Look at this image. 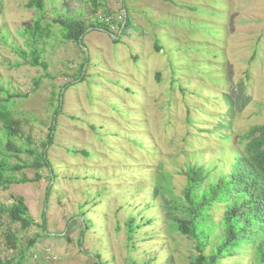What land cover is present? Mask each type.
<instances>
[{
  "label": "rangeland",
  "instance_id": "374dc122",
  "mask_svg": "<svg viewBox=\"0 0 264 264\" xmlns=\"http://www.w3.org/2000/svg\"><path fill=\"white\" fill-rule=\"evenodd\" d=\"M28 1L0 0V84L27 95L14 100L13 114L29 140L22 143L36 153L47 141L56 95L68 85L46 146L51 177L42 168L39 182L0 189V205L22 197L35 223L45 217L56 236L40 237L27 251L39 229L22 231L0 213V261L24 253L23 264H94L95 255L102 264H190L193 242L176 230L178 211L168 208L183 202L186 165L218 179L239 151L236 140L264 124V0H104L107 13L94 15L89 0H46L44 23L55 7L85 22L108 19L110 33L86 29L81 82L84 51L54 25L42 42L51 78L26 63L14 67L20 60L10 47L24 49L18 32L35 18ZM123 11L130 25L118 35ZM21 174L32 178L34 170ZM223 209L210 211L216 227L205 253L222 235ZM130 217L138 227L127 242ZM245 249L220 264H257Z\"/></svg>",
  "mask_w": 264,
  "mask_h": 264
},
{
  "label": "trees",
  "instance_id": "16d2710c",
  "mask_svg": "<svg viewBox=\"0 0 264 264\" xmlns=\"http://www.w3.org/2000/svg\"><path fill=\"white\" fill-rule=\"evenodd\" d=\"M89 6L92 15L96 14L98 9H104V13L108 11L105 8L104 0H89ZM25 8L32 9L35 18L18 32L24 41V49L10 47L11 52L20 60L14 64V67L19 68L26 63L31 67L39 68L45 78H51V76L47 72L48 65L43 60L42 42L48 40L52 35L51 26L54 25L60 29L64 41H70L77 45L80 35H83V40L88 27H91L92 30L99 28L101 31L110 33V24L106 20L85 22L83 18L76 17L77 12L75 16L67 12L66 15H59L56 7L52 10L53 16L50 19V24L44 23L46 0H29ZM81 12L83 13V11ZM123 21H125L124 28L126 29L130 25L127 14L121 22H118L119 29ZM3 39L5 40L6 36ZM3 44L6 45V41ZM154 45L157 50V45ZM85 61L84 56L79 67V77L82 78L80 82L83 81L85 75V72L82 74ZM34 84V90H36L38 81L35 80ZM67 85L61 87L56 95L58 105L53 111L52 125L47 135V141L42 144V151L36 153L34 148L22 143V140H25V144H29V140L24 139L21 123L14 118L13 114L14 100L26 98L27 95L11 93L0 84V189H6L12 184L37 183L41 180L39 171L42 168H46L51 177V166L46 155V146L51 143V134L56 125V118L61 114V90ZM235 144L239 151L233 154V163L229 172L216 180L209 179L210 172L204 167L186 165V169L182 173L185 177V185L181 192L183 202L175 203L173 201L168 208L170 212L178 211V214L173 217L176 230L193 242L195 256L190 260V264H220L223 259L228 258L232 252L243 246L251 250L257 264H264V124L250 127L236 140ZM21 154H26L31 158V161L21 160L19 156ZM11 159H14L15 162L11 163ZM25 169L34 170V176L28 178L21 174L20 178H16L15 174ZM207 179L209 182L205 186ZM11 201L12 203L8 207L0 205V213H6L9 220L18 224L22 231L31 227L40 231L27 240L26 250L28 251L35 246L40 237L47 236L46 218L43 217L40 224L35 223L22 197L12 196ZM217 205L224 206L220 219L222 235L212 251L205 253L211 242L212 230L216 227L211 222L210 211ZM135 222L133 217L125 222L127 242L133 239L135 229L138 227ZM11 238H14L13 234H8L7 239ZM95 257L94 264H98V262L102 264L99 256L95 255ZM24 259V253H20L18 260L0 261V264H23Z\"/></svg>",
  "mask_w": 264,
  "mask_h": 264
},
{
  "label": "water",
  "instance_id": "95a60500",
  "mask_svg": "<svg viewBox=\"0 0 264 264\" xmlns=\"http://www.w3.org/2000/svg\"><path fill=\"white\" fill-rule=\"evenodd\" d=\"M123 17L125 18L126 17V13H125V11H123ZM124 26H125V21H123L122 22V24H121V26H120V30L118 31V35H120V33H121V31H122V29L124 28ZM103 31V30H102ZM103 32H105V31H103ZM113 36V35H110L111 37H112V39L113 38H115V39H118V37L119 36ZM82 36L83 35H80V37H79V39H78V47L82 50V51H84V55H85V59L87 60L88 59V56H87V54H86V52H85V47H84V45H83V40H82ZM84 69H85V65H83V68H82V74H84ZM62 92H63V89L61 90V93H60V102L62 101ZM46 234L48 235V236H52L53 234H50V233H47L46 232ZM60 235H62V234H60ZM93 257V256H92ZM97 261V260H96ZM98 264H99V262H98Z\"/></svg>",
  "mask_w": 264,
  "mask_h": 264
},
{
  "label": "built area",
  "instance_id": "2783aa9c",
  "mask_svg": "<svg viewBox=\"0 0 264 264\" xmlns=\"http://www.w3.org/2000/svg\"><path fill=\"white\" fill-rule=\"evenodd\" d=\"M107 21H108V19H107ZM54 259V258H51L48 254L45 256V259Z\"/></svg>",
  "mask_w": 264,
  "mask_h": 264
},
{
  "label": "crops",
  "instance_id": "0c3cea01",
  "mask_svg": "<svg viewBox=\"0 0 264 264\" xmlns=\"http://www.w3.org/2000/svg\"><path fill=\"white\" fill-rule=\"evenodd\" d=\"M51 234H52V233H51ZM47 236H48V235H47ZM55 236H56V235H54V234H53V235H52V236H50V237H55Z\"/></svg>",
  "mask_w": 264,
  "mask_h": 264
}]
</instances>
